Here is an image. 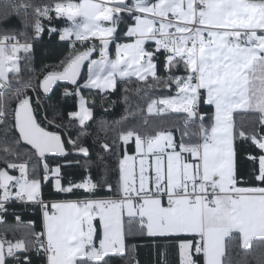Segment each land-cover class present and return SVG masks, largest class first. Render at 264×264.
<instances>
[{"label": "snow or ice", "instance_id": "1", "mask_svg": "<svg viewBox=\"0 0 264 264\" xmlns=\"http://www.w3.org/2000/svg\"><path fill=\"white\" fill-rule=\"evenodd\" d=\"M137 235L264 264V0H0V264H140Z\"/></svg>", "mask_w": 264, "mask_h": 264}, {"label": "trees", "instance_id": "2", "mask_svg": "<svg viewBox=\"0 0 264 264\" xmlns=\"http://www.w3.org/2000/svg\"><path fill=\"white\" fill-rule=\"evenodd\" d=\"M47 39V38H46ZM63 45H57L56 47H53L52 45H42L38 49V56L36 60V64L39 65L40 60H45L46 62H55L56 57L59 56L63 52ZM47 52V55L45 53ZM124 84H121L119 86V90L112 93L110 96V99L115 101L114 105H108L105 104L104 107L109 108V111H104V108L101 106H97L95 109L96 118L104 119V120H114L118 119L125 109V104L123 103V88ZM88 93L85 92V95ZM154 95V94H153ZM130 102L136 103L138 102V97L135 93L130 94ZM146 108V105H142ZM112 163L115 165L116 163V157L112 158ZM75 172L74 179L79 180V177L81 173H83V169H75L73 170ZM111 182L115 185L116 183V176L112 175ZM104 195V193H101ZM44 196L46 199H55L56 197H52L49 195L48 188H44ZM62 198V197H61ZM29 215H34L33 213H29ZM128 244L129 245H137L136 250V258L140 261V264H156V253L155 249L152 247L151 241L147 240L146 238L140 237L137 235L135 238L132 236L128 237ZM129 257H125L123 260H119L116 262V264H128ZM169 261L172 262V264H179V258L178 253L174 250L170 252V255L168 257Z\"/></svg>", "mask_w": 264, "mask_h": 264}, {"label": "crops", "instance_id": "3", "mask_svg": "<svg viewBox=\"0 0 264 264\" xmlns=\"http://www.w3.org/2000/svg\"><path fill=\"white\" fill-rule=\"evenodd\" d=\"M178 258H179V256H178Z\"/></svg>", "mask_w": 264, "mask_h": 264}]
</instances>
